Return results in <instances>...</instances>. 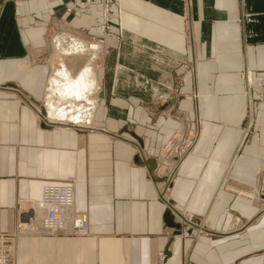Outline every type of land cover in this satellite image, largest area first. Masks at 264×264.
Returning <instances> with one entry per match:
<instances>
[{"label": "crops", "instance_id": "crops-1", "mask_svg": "<svg viewBox=\"0 0 264 264\" xmlns=\"http://www.w3.org/2000/svg\"><path fill=\"white\" fill-rule=\"evenodd\" d=\"M73 5L0 0V232L69 177L88 218L85 236H19L14 264H264V0H113L83 130L35 108L52 26L99 22Z\"/></svg>", "mask_w": 264, "mask_h": 264}, {"label": "bare ground", "instance_id": "bare-ground-1", "mask_svg": "<svg viewBox=\"0 0 264 264\" xmlns=\"http://www.w3.org/2000/svg\"><path fill=\"white\" fill-rule=\"evenodd\" d=\"M63 37H56L53 41V47L58 50L57 62L60 68L51 66L39 110L46 115L49 122L74 124L85 128L91 124L97 106V94L101 89L92 64L95 58L92 56L98 55L100 46L97 44L91 48L88 46L89 42L74 34ZM66 56H88L89 60L74 73L67 62L61 60V57Z\"/></svg>", "mask_w": 264, "mask_h": 264}, {"label": "built area", "instance_id": "built-area-1", "mask_svg": "<svg viewBox=\"0 0 264 264\" xmlns=\"http://www.w3.org/2000/svg\"><path fill=\"white\" fill-rule=\"evenodd\" d=\"M241 77L244 78L245 75L242 74ZM256 92L258 98L263 100L261 103H264V88L259 87ZM75 186L76 180L69 177L59 183L45 184L42 187L39 206L44 210L43 215L37 217L34 210L20 213L15 230L0 232V264H14L15 244L19 236H85L88 234L86 213L73 210ZM197 234L190 231L188 235L195 237ZM165 261L164 254L157 258V264H165Z\"/></svg>", "mask_w": 264, "mask_h": 264}, {"label": "rangeland", "instance_id": "rangeland-1", "mask_svg": "<svg viewBox=\"0 0 264 264\" xmlns=\"http://www.w3.org/2000/svg\"><path fill=\"white\" fill-rule=\"evenodd\" d=\"M51 1V0H49ZM112 1L113 0H73V3H78L80 5H73L70 8H66V13H80L86 16H89L90 11L92 8L96 7L97 8V14H99V22L98 24L95 26V29L90 28L86 29V31L88 32L86 35H88L87 37L84 36V34H81L82 32L80 29H74L72 28L71 24L69 22L67 23H60V22H56L53 26L52 29L50 30V37L48 40V44H47V54H46V59L47 61L52 64H50V66H54L56 68H60L59 63L57 62V59H59V55L57 54L58 50L56 48L53 47V41L55 40L56 37H63L66 38L67 35L70 34H74L76 35L78 38H80L81 40L85 41V42H89L88 46L89 47H94L95 45H99V53L97 56H92L94 58H92L93 62V69H95L96 67H100L101 63L103 62V60L108 57L112 51L111 46L108 45L106 43V40L109 38H113V36H115L113 34V24L112 21L110 20V16H111V7H112ZM115 46H118V40L115 39ZM62 58V59H61ZM60 59L62 61H64L68 66H70V68H72V72H76L78 71L77 69L79 67H81L85 61L89 60L88 56H84V57H80V56H76V57H72V56H66V57H61ZM91 58V56H90ZM96 64H95V63ZM253 87H251L250 85L246 86L245 88V95L246 96H250L251 92L253 91ZM156 98L158 99V92L155 93ZM256 96L258 97L257 92L255 93ZM160 100H162L163 96H159ZM260 98H257L256 100L250 102V104L253 103H257L260 104L263 100H259ZM251 100V99H250ZM264 104V103H261ZM42 106V101L39 102L38 105H35L36 108V112L38 114L42 113L39 110V107ZM63 125H67V126H71L70 128L72 129H77V130H83V128L77 127L74 124H63ZM74 125V126H73ZM73 126V127H72ZM241 130H244L243 132L246 134H249L251 131H249L250 129L246 126L241 128ZM199 230V231H197ZM195 232H197L195 237H189L192 240H197L198 236H202V229L198 228ZM261 229L258 231V236L260 237V239H264V230L261 233ZM194 232V233H195ZM186 235V234H185ZM192 235V234H191ZM259 239V241L261 242V240Z\"/></svg>", "mask_w": 264, "mask_h": 264}, {"label": "water", "instance_id": "water-1", "mask_svg": "<svg viewBox=\"0 0 264 264\" xmlns=\"http://www.w3.org/2000/svg\"><path fill=\"white\" fill-rule=\"evenodd\" d=\"M155 168H156V163L153 160L149 161L148 162V172H152Z\"/></svg>", "mask_w": 264, "mask_h": 264}]
</instances>
